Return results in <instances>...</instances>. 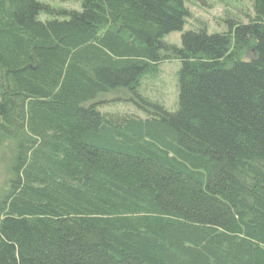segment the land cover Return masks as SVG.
I'll return each instance as SVG.
<instances>
[{"label":"trees","instance_id":"1","mask_svg":"<svg viewBox=\"0 0 264 264\" xmlns=\"http://www.w3.org/2000/svg\"><path fill=\"white\" fill-rule=\"evenodd\" d=\"M186 1L0 0V264H264V0L166 43Z\"/></svg>","mask_w":264,"mask_h":264},{"label":"rangeland","instance_id":"2","mask_svg":"<svg viewBox=\"0 0 264 264\" xmlns=\"http://www.w3.org/2000/svg\"><path fill=\"white\" fill-rule=\"evenodd\" d=\"M38 2L49 5L53 8H63L70 10H81L80 0H37ZM186 7L190 12V17L184 24L182 31H174L166 34L163 41L170 44L180 45V35L183 31L206 26L209 32L222 31L226 28L221 22L224 14L234 16L244 21V13L250 12L248 0H187ZM40 20L49 18L46 12H41L38 16ZM253 56L251 51H247L243 59L248 60ZM180 67V61L173 59L160 63L153 76H147L142 80L144 95L151 101L160 102L168 110L175 109L177 101V71ZM116 93L110 92L100 95L99 98L105 104L106 110H124L138 113L132 103L116 101ZM102 109V108H101ZM13 154V145L11 142H5L0 145V196L6 187V179L9 175V163Z\"/></svg>","mask_w":264,"mask_h":264}]
</instances>
